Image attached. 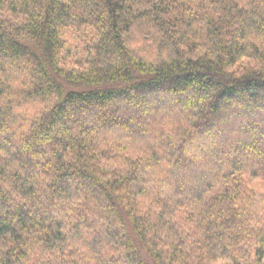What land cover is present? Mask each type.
Returning a JSON list of instances; mask_svg holds the SVG:
<instances>
[{
    "label": "trees",
    "instance_id": "16d2710c",
    "mask_svg": "<svg viewBox=\"0 0 264 264\" xmlns=\"http://www.w3.org/2000/svg\"><path fill=\"white\" fill-rule=\"evenodd\" d=\"M262 133L264 0H0V264H264Z\"/></svg>",
    "mask_w": 264,
    "mask_h": 264
},
{
    "label": "rangeland",
    "instance_id": "374dc122",
    "mask_svg": "<svg viewBox=\"0 0 264 264\" xmlns=\"http://www.w3.org/2000/svg\"><path fill=\"white\" fill-rule=\"evenodd\" d=\"M235 105H236V104L233 105V108H236ZM237 106H238V104H237ZM238 115H239V114L237 113L236 116H238ZM251 123H252V120H251ZM251 123H250V124H251ZM241 124L245 125V126L247 127V129H249V130L252 131V132H253V131H256L254 128L249 127V124H248L247 122H245V121H242ZM247 125H248V126H247ZM208 134H209V133H208ZM261 135L264 136V133H262ZM254 137H255V136H254ZM247 148H248V147H247ZM249 148H250V147H249ZM248 150H249V152L252 151V153H253V149H252V148H250V149H248Z\"/></svg>",
    "mask_w": 264,
    "mask_h": 264
}]
</instances>
